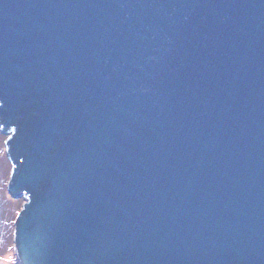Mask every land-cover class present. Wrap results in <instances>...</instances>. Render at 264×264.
I'll use <instances>...</instances> for the list:
<instances>
[{
	"label": "water",
	"instance_id": "1",
	"mask_svg": "<svg viewBox=\"0 0 264 264\" xmlns=\"http://www.w3.org/2000/svg\"><path fill=\"white\" fill-rule=\"evenodd\" d=\"M18 264H264V0H0Z\"/></svg>",
	"mask_w": 264,
	"mask_h": 264
},
{
	"label": "rangeland",
	"instance_id": "2",
	"mask_svg": "<svg viewBox=\"0 0 264 264\" xmlns=\"http://www.w3.org/2000/svg\"><path fill=\"white\" fill-rule=\"evenodd\" d=\"M7 135L0 131V264H18L14 254L15 220L25 202L8 193L12 165L7 156Z\"/></svg>",
	"mask_w": 264,
	"mask_h": 264
}]
</instances>
